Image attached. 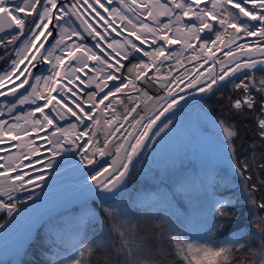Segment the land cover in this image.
Listing matches in <instances>:
<instances>
[{
	"label": "snow or ice",
	"instance_id": "1",
	"mask_svg": "<svg viewBox=\"0 0 264 264\" xmlns=\"http://www.w3.org/2000/svg\"><path fill=\"white\" fill-rule=\"evenodd\" d=\"M106 2L111 5L114 0ZM119 3L121 8L106 7L104 0H0V61L10 62L8 68L0 69L3 73L0 74V96L11 105L8 115L14 121L9 123L0 118V153L17 149L15 153L0 155V161H3L0 163V176L11 181L0 185V211H6L8 216L16 212L19 216L37 209L43 198H34L29 186L39 187L45 170L59 168L67 162L66 158L61 161L55 157L78 149L80 164L86 168L92 166L85 175L100 193H112V196L97 194L100 205L95 213L88 212L70 221L58 222L49 218L40 223L39 227L46 229L51 244H66L71 249V256L56 249V255L51 258L52 264H264V0H207L203 6L201 0H119ZM101 9L103 13L111 12L118 16L127 35H124V30L117 29L115 22L109 20ZM84 13H91L104 32L90 23ZM73 17L80 22L76 27L71 26L74 24ZM160 17L167 18V22ZM185 18H188L186 22ZM66 24L69 26L66 27ZM216 24L224 29V33L232 30L229 41L221 38L222 33L216 30ZM80 29L87 34L86 37ZM109 30L116 32L117 36H124L122 48H113L114 44L120 43L115 39L107 47L103 45L102 42L108 40ZM209 33L214 34V38ZM73 37L79 38L80 42ZM88 37L95 43H85ZM243 37H255L256 40L251 44L237 43ZM157 40L161 43L157 44ZM144 44H149L152 51L144 50ZM177 44L183 46V51H191V60L197 62L194 73L187 69L181 73L172 65L168 66L166 74L161 72L164 61L171 58H175L176 65L183 67L180 60L183 53L167 51ZM41 49L44 51L41 52ZM253 49L258 55H254ZM57 50L59 55L55 54ZM216 52H221L225 59L220 60ZM138 53L150 57L151 61L140 58L136 55ZM131 60L137 63L127 69L128 75H123L121 70L126 67L123 61L131 63ZM209 60L213 61V68L219 63L220 71L213 74L209 70L205 76L199 69ZM93 61L95 63L90 64ZM46 63L51 65L49 75L33 71ZM151 70H155V78L149 75ZM93 72L97 75L89 79ZM173 72L176 74L173 75ZM81 73L84 75L81 76ZM13 78L17 83H11ZM29 78L35 83H31ZM6 81L10 86H6ZM109 81L113 83L109 84ZM41 82L48 85L46 93L37 87ZM149 83L158 85L164 95L149 96ZM229 85L234 90L232 95H226L224 91ZM186 89L216 96L218 101L226 99L233 116L250 119L255 125L258 139L250 141L245 148L238 125L224 118H213L212 121L223 129L227 137L224 150L231 153L229 164L239 174L244 186L243 202L248 206L253 225L250 233L242 230L238 223L241 215L236 207L241 203L239 197L236 200L224 197L213 201L209 222L199 238L177 227L180 214L171 205L165 214H161L145 202L142 204L145 209L142 215L133 217L122 200L115 202L124 178L129 175L133 157L144 146L148 132L160 116L171 112L157 125L151 139L162 133L165 137L169 136L179 128L177 116L180 109L171 110L185 100L181 93ZM132 93L154 100L160 108L148 118L143 115L132 117L130 126L134 130L140 126L143 131L134 135L124 129L126 135L115 144V158L110 163L98 160L97 157L108 155L113 137L124 128L122 121H128V117L137 112L139 104ZM8 96L13 99L8 100ZM120 96L132 106L125 105V112L118 116L114 104L118 100L123 103ZM206 98L202 97L200 103L203 104ZM38 100L43 103H37ZM29 102L28 111L17 108V105ZM100 105H104L101 111L105 113L111 110V115L103 120L108 134L102 144L95 139V125L101 123L95 112ZM201 111L206 115L209 110L203 107ZM4 115L0 110V117ZM60 121L67 126H62ZM41 133L44 134L41 138L50 145L47 157L41 155L38 145L29 143L21 147L25 138L34 141ZM48 136H51L50 140ZM5 137L9 138L8 141ZM84 137L88 139L78 143ZM128 137H132L133 142ZM25 147L30 150L25 151ZM121 150H124L123 159L120 157ZM241 150L248 154L242 156ZM258 150L259 156L256 155ZM36 165L39 167L36 168ZM29 168H34L38 174L33 176L24 171ZM192 187L191 182H185L178 192L188 195ZM24 191L30 193L26 200L13 195ZM176 195L173 193V198ZM14 200L25 205L27 201H32V209L25 207L17 210ZM39 220L38 214L31 220L17 247V255L26 244H30L33 229L39 234ZM95 221L102 222L104 228L93 238L88 236L87 229ZM8 223L6 220L0 224V230L5 229ZM221 236L223 239L219 238ZM257 242L258 246L253 247V243Z\"/></svg>",
	"mask_w": 264,
	"mask_h": 264
},
{
	"label": "trees",
	"instance_id": "2",
	"mask_svg": "<svg viewBox=\"0 0 264 264\" xmlns=\"http://www.w3.org/2000/svg\"><path fill=\"white\" fill-rule=\"evenodd\" d=\"M224 91L226 95H232L234 90L230 85ZM220 102L221 100L218 101L216 96H211L203 104L214 113H217L216 109L218 107L216 104ZM220 109L223 114L218 115V119L224 118L226 113H230L227 101L225 103L221 102ZM228 121L239 126L238 121ZM240 124H244L245 129H247L243 143L244 141L250 142L256 138V129L252 120L241 121ZM201 181H203L202 184L200 183ZM185 182H191L193 185L188 195H185L182 191L178 192V189ZM236 190L237 187L227 182L225 174L221 170L214 168L185 165L177 171L169 170L163 173H155L148 177L141 176L139 170L135 169L129 177L125 192L116 198L115 202L118 203L122 200L129 214L133 217L142 215L145 210L142 204L145 202H148L150 207L157 208L161 214H165L169 205H171L180 214L179 220L176 221L177 227L181 231H190L194 237L199 238L203 235L204 229L209 222L215 196L227 195ZM173 193H177L175 198L172 196ZM240 200L241 203L236 205L241 214L238 218V223L241 225L242 230L250 233L253 225L248 214V206L242 199ZM99 205L100 202L82 204L62 215L56 216L52 220L58 222L70 221L88 212L95 213V211H98ZM4 220L5 217L0 216V224ZM103 228L104 224L102 222H93L87 229L88 236L97 237L102 233ZM219 238L223 239L222 236ZM245 240H247V237H245ZM252 246L257 247L258 242L253 243ZM56 249H59L62 254L67 253L64 255H72L71 249L66 244H51L46 229L40 228L39 234L36 232L30 244L17 258L3 264H52L51 258L56 255ZM245 259H251V257H245Z\"/></svg>",
	"mask_w": 264,
	"mask_h": 264
},
{
	"label": "rangeland",
	"instance_id": "3",
	"mask_svg": "<svg viewBox=\"0 0 264 264\" xmlns=\"http://www.w3.org/2000/svg\"><path fill=\"white\" fill-rule=\"evenodd\" d=\"M76 23V22H75ZM76 26L77 23H76ZM100 28V26H97ZM216 30L220 31V27L216 24ZM82 34L84 35L83 31ZM86 34V33H85ZM231 30L228 33H224L223 40L225 41L230 37ZM208 35L214 38V34L209 33ZM85 37L87 36L84 35ZM230 39V38H229ZM228 39V41H229ZM87 40L91 41V37H88ZM2 54V53H0ZM188 57V59H185ZM191 58V51H187L184 57H181L180 60L183 63V67L187 66L185 69L189 71L194 70V65H192L193 60H189ZM189 60L188 62H185ZM185 62V63H184ZM10 63V62H8ZM8 63L0 61V69L7 68ZM175 67V64H171ZM167 65L164 68V72L168 71ZM42 67L40 69H33L37 74H41ZM179 72L183 73L181 67H175ZM174 73V72H173ZM230 86V85H229ZM232 88V85H231ZM233 89V88H232ZM238 91V90H236ZM135 99V97H133ZM123 100V103H120L119 100L114 104V108L116 110V114L118 116L122 115L125 112V105L131 107L132 105L124 97H120ZM227 100H221V102H226ZM216 104L218 107L216 109L217 113H214L209 107L205 106V104L199 103L195 107L191 108L185 113H182L177 116L179 119V128L175 130L171 135L166 136L162 133L161 136L155 137V139L151 140L147 149L145 150L142 159L137 165L136 169L139 170L141 176H151L155 173H163L165 171H177L182 166L185 165H194L196 167H207L221 170L226 178L227 182L237 187V190L233 193L227 195H218L215 196V200H219L221 198L227 197L232 200H236L238 197L243 200V184L241 182V178L239 174L233 171V167L229 164V156L230 152L226 153L224 150V146L227 144V137L224 136V132L222 128H219L216 124H214L213 118L218 120V115L223 114L220 109V104ZM107 103V102H106ZM207 107L208 113L205 115L201 108ZM104 108V107H103ZM111 115V110L108 113L103 112L102 119L100 120V124L95 127L97 129V134L95 139H98L101 143L104 137L108 134L107 131L103 127V120L106 116ZM227 120H233L239 122V133L243 138L247 133V129H245L244 124H240L241 121H246L249 119H241L236 116H233L231 113H226L225 117ZM67 119V117H66ZM123 122V121H122ZM171 127V126H170ZM163 137V139H162ZM258 139V138H255ZM246 140V139H245ZM239 143V142H238ZM245 148L248 147L247 141H244ZM242 156L247 155L248 153L241 150ZM257 156L260 155V151L258 150L256 153ZM67 181V179H63L59 184L52 185L50 188H60ZM128 184V182H127ZM127 184L124 188H122L117 194L116 198H118L123 192H125ZM26 197H21L20 199L26 200ZM115 198V199H116ZM17 207H22V204L18 202ZM67 254V253H64Z\"/></svg>",
	"mask_w": 264,
	"mask_h": 264
},
{
	"label": "bare ground",
	"instance_id": "4",
	"mask_svg": "<svg viewBox=\"0 0 264 264\" xmlns=\"http://www.w3.org/2000/svg\"><path fill=\"white\" fill-rule=\"evenodd\" d=\"M105 4H106V7H111V8H121L122 6L120 5L119 3V0H114V2L111 4V5H107V2L106 0H104ZM149 2H153V0H149ZM207 0H201V6H203L204 3H206ZM210 6V5H209ZM249 8L251 7V5L248 6ZM229 8H231V5H229ZM102 13H103V10L101 9L100 10ZM109 20L111 21H114L115 22V25H116V28L117 29H120V30H124V35H127V31L126 29H124V24L119 20L118 16L116 15H113L111 12H108V13H103ZM23 15V14H22ZM84 17L86 19L89 20L90 23H92L93 25H95L96 27L97 26H100L99 23L97 22V20L95 18H93L92 14L91 13H84ZM67 19V18H66ZM160 19L164 22H167V18L165 17H160ZM188 20V18H185V22ZM173 23H174V20H173ZM183 23V22H182ZM219 27L220 25L217 24ZM69 25L66 24V27H68ZM72 27H76V23L74 21V24L71 25ZM231 30V29H229ZM100 31L101 32H104V29L103 28H100ZM232 31V30H231ZM220 32H224V29L220 27ZM86 35V34H84ZM169 35L171 36L172 33H169ZM202 35V34H201ZM224 34H222V39L224 38L223 36ZM59 38V37H57ZM230 38V37H229ZM228 38V39H229ZM73 40H76V42H80L79 38H76V37H73L72 38ZM113 39L119 41V45L117 44H114L113 45V48H116V47H121L122 48V45H123V41H124V36H117L116 35V32H113L111 30H109V34H108V40L107 41H103V45L105 47H107V44L112 41ZM132 39L134 40L135 38L132 37ZM228 39H226L225 41L227 42ZM90 41V40H89ZM87 39L84 41L85 43H88L89 42ZM69 43L71 41H68ZM46 43V47H47V42ZM91 43H95V41H91ZM137 44H139V41H136ZM161 42L159 40H157V44H160ZM253 43V42H252ZM149 44H150V40H149ZM149 44H144L143 45V48L144 50L146 51H152V48L149 46ZM251 44V43H250ZM89 47H91V44H89ZM223 48V46H221ZM123 50V49H122ZM255 50V49H253ZM34 51V50H33ZM44 49H41V52H43ZM98 51V50H97ZM167 51H171V52H175V53H183L181 57H184L185 56V53L187 51H183V46L181 44H177V45H173L171 46L170 48L167 49ZM167 51L165 53V55L167 54ZM56 55H59L60 52L59 50L56 51L55 53ZM138 56H140V58L144 59L145 61H151V58L150 57H144L142 53H138L136 54ZM161 59H163V57H161ZM191 60V58L189 59ZM189 60L185 61V62H188ZM184 62V63H185ZM27 63V61L25 62ZM67 63V61H66ZM95 62H90V64H94ZM123 63L126 65L125 68H122L121 70V73L123 75H128V71L127 69L129 67H131L132 64H135L137 63L136 60H131V63H129V61H123ZM171 64H175L176 65V61H175V58H171L169 60H165L164 61V64L163 66L161 67V72L162 73H167V72H164V68L167 66V65H171ZM178 66V65H176ZM175 66V67H176ZM23 67V65L21 66ZM51 67L50 64H44L43 67H42V72H41V75L43 76H47L49 75V71L48 69ZM97 67H102L101 65H97ZM180 67V66H179ZM8 68V67H7ZM182 68V67H181ZM10 70V69H9ZM107 70V69H105ZM208 72V69H206ZM85 71H88L87 69ZM193 73L195 72L194 70L192 71ZM0 74H3L2 72H0ZM84 74L81 73V76H83ZM92 75H97L96 73H91L90 76H89V79L91 78ZM149 75L153 76V78H155V70H151L149 72ZM208 74H205V76H207ZM30 79V82L31 83H35L34 80H31ZM187 81H185L186 83ZM6 83V86H10V83L8 81L5 82ZM11 83H17V81H15V79L13 78V80L11 81ZM113 82L109 81V84H111ZM137 83H140V82H137ZM25 87H27V85H25ZM37 87L41 90V92H44L46 93L48 91V85L45 84L44 82H41L40 84L37 85ZM83 87H94V85H84ZM23 90V89H21ZM147 90H148V94L149 96H162L164 95L162 89L158 86V85H153L151 83H149L147 85ZM187 90V89H186ZM29 91H31V89H29ZM193 91V93H197V91L195 89L193 90H190V92ZM185 93H181V95H184ZM200 93L198 92V95ZM53 95H55V93H53ZM120 95V94H118ZM133 97H135L136 99V102L139 104V107L137 108V112H134L132 113L131 116L128 117V121H123L122 123H124V128L121 129V131L119 133L116 134L115 137H113V143L109 145V148H108V155H106L105 157L103 158H100V157H97L98 160H102V161H108L109 163L111 162L112 159L115 158V144L118 143L120 140H122L124 138V136L126 135L124 129H127L128 131H131L133 128L130 126L131 124V121H132V117H137L139 115H143L146 111H149L148 113V117L152 116L154 114V112H152V109H154V106H155V101L152 100V99H148L146 97H142L140 96L139 93H132ZM120 97H123V96H120ZM138 98V99H137ZM107 101H105L106 103ZM37 103H40L42 104L43 101L41 100H38ZM11 105L10 104H7L6 103V100H5V97H2L0 96V110H2L5 115L3 117H0V118H3L5 120H8L9 123H13L14 121L11 120V118L9 117L8 115V107H10ZM35 105H31V107H34ZM157 106L160 107V105L158 104ZM29 107H30V102L29 104H25V105H17V108H23L24 111H28L29 110ZM51 107V106H50ZM85 107H89L88 105H85ZM104 105H100L99 106V109L96 110L95 112V115H96V118L100 121L102 119V116H103V111H101L103 109ZM47 111V109H46ZM13 115H15V111L13 112ZM54 115V114H53ZM38 117H40V114H37ZM147 117V118H148ZM28 125H25V127H27ZM62 126L66 127L67 125L66 124H63ZM95 127H97V125H95ZM141 131H143V129H141ZM36 134H30V136H35ZM44 134L41 133L39 134V137H37L34 141H29L28 138H25V141H24V144L21 145V147H24L25 144H29V143H32V144H35V145H38L41 150H42V153L41 155L43 157H47L48 155H50V153L47 151L48 148H50V145H48L46 143V141L44 139H42L41 137H43ZM8 137H5V140L8 141ZM47 139H51V136H48ZM88 137H84L82 138L80 141H78V143H84L85 140H87ZM104 141V139H103ZM103 141H101V144L103 143ZM133 142V141H131ZM30 150L29 148L25 147V151H28ZM17 151V149L15 148H12L10 150V153H15ZM10 153H0V155H9ZM66 158V161L67 162H63L61 167L59 168H53V169H47L43 172V175H44V180L42 181H39V184L40 186L39 187H35V188H32V186H29V189H30V192L31 194H35L33 195L34 198H36L37 196H41V197H45L46 198H51L52 200H57L58 198H60L59 196H62V189L64 188V186H62L59 190L56 189L54 190L55 188H46V186L48 185V182L47 181H51L52 184L54 185H57L59 183H56L58 181H60V171L61 169L63 168V166H66V165H69V164H73V162H75L76 164V168H74V170H72L69 174V176H65L64 178L65 179H72V178H76V180H79L80 178H82L85 173H87L92 166H88L87 168L83 165V164H80V152L78 149H74L73 150V153L70 154H67V153H62L61 156H58V157H55L56 160H61L63 161L64 159ZM33 159H36V157H33ZM0 163H3V161H0ZM36 168L39 167V165H36L35 166ZM0 171H2V169H0ZM24 171H27L29 172L31 175L35 176L37 175L38 173L35 171L34 168H29V169H24ZM15 173H12V176H14ZM63 178V179H64ZM62 179V180H63ZM61 180V181H62ZM67 180V181H68ZM2 181L4 182H1L0 185H3V184H8L10 183L11 181L6 177V178H3ZM56 183V184H55ZM50 184V183H49ZM66 186V185H65ZM124 187V185L121 186V189ZM51 191V195H45L47 192H50ZM44 192V193H43ZM30 193L29 191H24V192H16V193H13L14 197H18V198H21V197H26L28 196ZM108 197H111L112 196V193H109L108 195H106ZM17 200H14L13 202H16ZM43 202V201H42ZM41 206V202H39V207ZM25 207L29 208V209H32V201L29 202L28 204L25 205ZM24 207V208H25ZM38 207V208H39ZM19 210V209H17ZM37 209L35 210H32V211H29L27 213H20V215L18 217H22L24 220H28V218H30L34 212L36 211ZM3 212H6V211H0V214L3 213ZM17 215L16 212L13 213V215ZM13 215L12 216H8V220H10V222L13 224L14 221H16V218L13 219Z\"/></svg>",
	"mask_w": 264,
	"mask_h": 264
},
{
	"label": "water",
	"instance_id": "5",
	"mask_svg": "<svg viewBox=\"0 0 264 264\" xmlns=\"http://www.w3.org/2000/svg\"><path fill=\"white\" fill-rule=\"evenodd\" d=\"M233 11L238 12L239 10L238 9H233ZM244 19H247V18H244ZM73 20L77 23V25H79L80 22L78 20H75L74 17H73ZM80 30H81V32L83 31L82 29H80ZM222 34H224V32H222ZM203 35H205V34H202V36ZM255 40H256L255 37H243L240 41H237V43L250 44V43L254 42ZM253 53H254V55H258V53H256L255 50H253ZM216 56L219 57V59L221 58L220 60H224L225 59L223 57V55L221 54V52H216ZM196 63L197 62L195 61V62L192 63V65H195ZM185 67H183V68H185ZM39 69L40 68H38V70ZM206 69H208V71L212 70L213 74H216V73H218L220 71V64L216 63L214 68H213V61L209 60L208 63L206 65H204L203 68H201L199 70L203 71L204 74H208V72H206L207 71ZM196 70L197 69L195 68L194 71H196ZM232 79H235V77H232ZM18 91H22V90L18 89ZM177 91H178V89H177ZM184 93H185L184 94L185 100L180 101L179 105H177L176 108H173L171 110V111L175 112V111H177V109H180V111L178 112V115H180V114L190 110L191 108L195 107L196 105H198L200 103L202 97H207V98L210 97V96H208L207 93H200L198 95V92L197 93H193V91L190 92V90H185ZM7 99L8 100H12L13 98L11 96H8ZM157 105L158 104H155L154 109H152V112L156 113L158 111V109L160 107L157 106ZM148 113H149V111H146L143 114V116H145L147 118L148 117ZM170 115H171V112H166V113H164V115L160 116L159 120L156 121V125H154L153 128L148 132V137L145 138L144 146H142L138 150L136 155L133 157V165H134V167H133V165H130V167H129V175H127L124 178L123 185H125L127 183L131 172L135 169V167L137 166L138 162L142 158L145 150L147 149V147H148V145H149V143L151 141V137L153 136V133L157 130V125H160L161 121H164L165 117L170 116ZM146 122H147V120H145V123ZM59 123L61 125L64 124L63 121H60ZM141 129L142 128L140 126H136L135 130L132 129L131 132H133V134L135 135L137 132L141 131ZM128 139H129L130 142L132 141V137H128ZM120 157H121V159H123L124 150H121ZM74 168H76L75 162H73V164H69V165L63 166V168L60 171V176H61L59 178L60 181H58L56 183L61 182V180L68 173H70L72 170H74ZM10 175H12V173ZM67 176H69V174ZM3 178H6V177L0 176V184H1V182H4V181H2ZM76 178H72V179H69V180L67 179L68 181H66L63 184L64 188L62 189V196H59L60 198H58L57 200L54 201L51 198H46L45 199V197H42L43 198L42 199L43 202H41V206L39 208H37V210L34 212V214L30 218H28V220H24L21 216L18 217L17 215L14 214L13 217H16V221H14V223L12 224L10 222V220H8L7 212L1 213V214L5 215V218H6V220L9 223L6 225L5 229L0 230V264L4 263L6 261L12 260V259H14V258H16L18 256L17 255V247L20 244L22 237L26 234V232H27V230H28V228L30 226L31 220L35 219L37 214L40 217V220L37 223V228L40 229V227H39L40 223H43L44 221L49 220V218L52 219V218H54V217H56L58 215L64 214L65 212H68L72 208H74L76 206H79V205H82V204H86V203H90V202H94V201L98 202L99 199H98L97 194L105 195V196L109 194V193H100L99 189H96L95 184L86 175H84L79 180H76ZM47 182H48V185L46 186V188H49V187H51L53 185L51 183V181H47ZM56 189H58V188H55L54 190H56ZM32 195H35V194H32ZM45 195H51V191L47 192ZM4 199H7V197H4ZM29 202H31V201H27L26 204H28ZM24 207H25V204H22V207H17V209L24 208ZM36 232H37L36 229L32 230L31 240L33 239V237L36 234ZM27 246H28V244H26L24 246V248L21 250V252Z\"/></svg>",
	"mask_w": 264,
	"mask_h": 264
}]
</instances>
